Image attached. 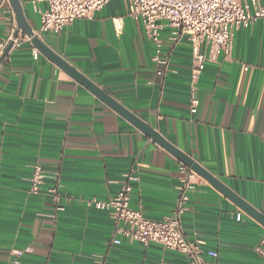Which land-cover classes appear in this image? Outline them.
Masks as SVG:
<instances>
[{
    "label": "crops",
    "instance_id": "crops-1",
    "mask_svg": "<svg viewBox=\"0 0 264 264\" xmlns=\"http://www.w3.org/2000/svg\"><path fill=\"white\" fill-rule=\"evenodd\" d=\"M21 2L37 31L46 2ZM12 29L13 9L0 0V39ZM169 35L165 78L125 0L40 39L264 214V19L235 30L232 59L208 61L196 77L191 47L171 50ZM19 38L0 63V264H189L160 244H112L111 213L89 204L115 197L131 174V208L162 221L175 209L182 163ZM36 164L47 173L37 195ZM54 173L58 201L47 192ZM183 224L218 253L214 264H264V227L202 178Z\"/></svg>",
    "mask_w": 264,
    "mask_h": 264
},
{
    "label": "built area",
    "instance_id": "built-area-1",
    "mask_svg": "<svg viewBox=\"0 0 264 264\" xmlns=\"http://www.w3.org/2000/svg\"><path fill=\"white\" fill-rule=\"evenodd\" d=\"M42 1L46 2L47 9L41 14L39 29L35 31L39 38L49 33L60 34L78 20L93 19L113 0ZM125 1L128 3L129 16L142 22L148 39L154 45L155 54L152 61L156 74L161 78H165L169 72L171 59V55L165 52V28L170 32L171 50L183 43L191 47L196 77L206 62L216 60L219 56H223L226 61L232 59L235 30L264 19V4L259 0H254L252 6L245 0ZM15 31L12 29L6 39H0V58L11 42L14 43L11 51L20 43V38H14ZM192 113H196V108ZM180 171L183 180L175 209L171 216L162 221L150 220L141 211L131 208V182L136 180L131 174L126 176L120 192L115 197L108 200L93 198L89 202L97 210L111 213L115 223L112 244L120 245L122 240L143 246L160 244L167 250L186 256L189 264H214L209 258L217 259L218 253L205 251L204 240L191 239L183 224V218L189 211L191 193L201 177L184 164H181ZM46 178L47 173L43 166L36 164L31 178L32 194L37 195L42 191ZM52 178L55 186L47 192L58 201L61 187L59 173H54ZM58 210L63 211L64 208L59 207ZM238 218L240 219V215Z\"/></svg>",
    "mask_w": 264,
    "mask_h": 264
},
{
    "label": "water",
    "instance_id": "water-1",
    "mask_svg": "<svg viewBox=\"0 0 264 264\" xmlns=\"http://www.w3.org/2000/svg\"><path fill=\"white\" fill-rule=\"evenodd\" d=\"M15 15L17 29L14 34V38H19L20 33L28 38L33 46L48 60L58 66L66 74L72 77L79 84L84 86L93 95H95L100 101L104 102L111 109L116 111L126 120L131 122L136 126L142 133L148 136L156 144L167 150L175 158H177L182 164L188 166L192 171L199 175L202 179L207 181L215 190L221 193L224 197L232 201L237 207H239L243 212L257 221L261 226L264 227V214L259 212L256 208L251 206L236 193H234L229 187H227L223 182L216 178L211 172H209L205 167H203L199 162L192 159L187 154L180 151L178 148L169 143L165 138H163L155 128L129 110L126 106L120 103L116 98L111 96L107 90H104L88 78L85 74L80 72L75 66L63 58L60 54L55 52L51 47L47 45L42 39L36 36L34 28L31 26L26 18L25 11L21 0H8ZM14 43L11 42L4 54L0 58V63L11 51Z\"/></svg>",
    "mask_w": 264,
    "mask_h": 264
}]
</instances>
